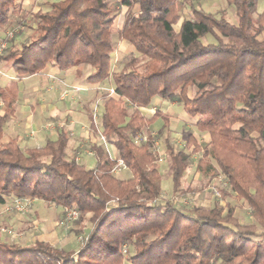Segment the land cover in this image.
Segmentation results:
<instances>
[{"label": "trees", "instance_id": "1", "mask_svg": "<svg viewBox=\"0 0 264 264\" xmlns=\"http://www.w3.org/2000/svg\"><path fill=\"white\" fill-rule=\"evenodd\" d=\"M111 1L46 3V10L33 14L30 42L0 54L17 76L0 88L5 110L0 115V205L8 196L42 200L76 210L75 224H90L77 250L0 240V264H264V39L259 38L264 10L257 12V0H225L234 12L236 23H231L224 14L184 0L191 18L179 22L178 0H121L123 13ZM21 8V0H0V29ZM120 14L118 38L143 62L137 67L133 57L114 70L112 29ZM208 35L215 43L203 42ZM49 64L63 71L77 67V74L90 65L88 84L106 81L114 88L118 99L102 95L101 135L132 177L112 174L113 161L102 144L93 146V167L67 158L64 131L41 148L22 149L16 139L1 142L18 82ZM189 88H195L192 97ZM155 97H177L185 109H194L196 129L209 137V151L196 170L210 179L223 176L247 204L253 224H240L232 206L225 211L217 205L181 209L174 199L159 200L161 174L153 139L135 145L129 136L144 132L157 118L167 122L159 110L151 117L141 113ZM89 122L95 128L92 116ZM186 144L196 149L191 135ZM166 154L173 192L184 195L188 190L182 191L180 181L189 155L168 143Z\"/></svg>", "mask_w": 264, "mask_h": 264}, {"label": "rangeland", "instance_id": "2", "mask_svg": "<svg viewBox=\"0 0 264 264\" xmlns=\"http://www.w3.org/2000/svg\"><path fill=\"white\" fill-rule=\"evenodd\" d=\"M57 1L60 0H21V12L15 16L11 15L8 24L0 29V54L4 50L1 48L2 44H7L6 48H19L22 44L29 43L31 36L34 35L36 26L33 14L39 9L46 10V3ZM190 1L206 12L224 14L228 21L236 23L234 12L226 4L225 0ZM120 2L121 0H114L111 1V4L114 3L116 9L121 10L123 13L125 9L119 5ZM136 9L137 7L135 6L134 11ZM177 9L180 17L179 22L191 18L188 3L184 0H178ZM263 10L264 0H257V12L260 13ZM122 17L124 19L123 14L118 16L112 29L114 48L112 67L114 66V70L121 69L133 57L138 58L137 67L141 66L143 62L128 43L118 38L117 26L120 25ZM20 28H23V30ZM173 28L177 31L178 25H175ZM10 33H12L11 37H9ZM259 38L264 39V32ZM203 42L215 43V39L208 35L203 38ZM15 77L12 70L0 61V78L6 81ZM43 81L41 78L39 80L27 78L21 81V87L24 90H33L38 87L43 98L46 96L45 92H43V87H45ZM110 87V83L104 82L101 89L92 88L89 91V96L82 100L84 102V113H96V121L98 123V111H100V106L103 103L102 95L105 94L106 90L103 89ZM194 93L195 88H189L187 96L192 97ZM177 95L178 91H176ZM125 106L129 114L133 112L132 106L129 104H125ZM155 110H159L167 118V122L161 117L157 118L149 127L144 129V132L154 139L157 143L156 147L161 150L164 158L162 163H157L161 174L159 200L174 199L181 209L190 208L195 205H201L206 208L217 205L218 208L225 211L226 207L232 206L234 216L240 224H253L247 204L236 198L235 194L230 191L223 176L219 175L216 178L210 179V176H204L196 170L195 165L198 159L209 151V137L206 133L199 132L196 129L195 121L199 116L194 113V109H185L182 101L177 97L173 100H162L155 97L152 99L149 107L141 109V113L146 117H151ZM188 135H191L196 140L195 150H192L193 146L188 147L186 144ZM166 143L170 144L174 150L183 151L189 155L188 168L185 170L180 181L182 191L188 190L184 195L173 192L166 154ZM224 194L226 195L224 196ZM15 202V198L8 196L5 198L4 204L0 205V230H4L0 235V240L19 245L32 244L36 240L51 241L54 246L72 250H77L81 246L85 236L84 231L90 227L88 222L81 224L83 229L79 232L78 229L81 225L75 224V221L67 220L64 209L61 207L41 200H31L26 206V211H19L16 209ZM257 230L260 231V228L257 227ZM214 264L221 263L218 261Z\"/></svg>", "mask_w": 264, "mask_h": 264}, {"label": "crops", "instance_id": "3", "mask_svg": "<svg viewBox=\"0 0 264 264\" xmlns=\"http://www.w3.org/2000/svg\"><path fill=\"white\" fill-rule=\"evenodd\" d=\"M122 20L123 17L120 19V25L117 26V30L120 28ZM20 29L23 30V28ZM79 70L81 73L77 74V67L63 71L58 69L57 66L49 64L39 74L22 78L18 82V94L14 112L5 124L1 142L4 143L10 139H16L22 149L41 148L47 140L57 139L60 131H64L67 134L65 149L67 158L74 160V156H76L74 154L79 153L78 163L84 164L88 168L93 167L95 162L93 146L102 144L99 140V135H101L100 121L103 103L100 106V111H98L99 123L95 121V128H92L89 122V117L92 116V113H84V102L82 100L89 96V91L92 88L101 89L106 81L94 85L88 84L86 78L92 72V67L84 65ZM27 78L36 80L41 78L44 80L45 87H43V92H45L46 96L41 97V91L38 87L33 90H24L21 87V81ZM15 79H17V76L6 81L0 78V88L8 86ZM105 89L107 88L103 90ZM4 111V107L0 102V115ZM102 145L104 148L106 147L105 150L111 158H118L113 145L109 143ZM114 176L118 179H127L132 177V173L127 169ZM36 241L47 243L56 248L72 250L54 246L51 241Z\"/></svg>", "mask_w": 264, "mask_h": 264}, {"label": "built area", "instance_id": "4", "mask_svg": "<svg viewBox=\"0 0 264 264\" xmlns=\"http://www.w3.org/2000/svg\"><path fill=\"white\" fill-rule=\"evenodd\" d=\"M11 36H12V33L9 34V37H11ZM1 48L5 49L6 45L2 44ZM76 90H78V89H76ZM105 91H106V93L108 95L116 96L113 87H110V88L106 89ZM92 118H93V121L95 122L96 121V113L92 114ZM129 136H130V139H131L132 143L135 144V145H140V144L147 143L148 140H149V137H151L150 135L146 134L145 132H135L133 134H130ZM99 140L104 145H106L108 143L107 140L105 139V137L102 136V135H99ZM156 146H157V143L153 139L152 149L154 150V152L157 155L156 163H162L163 160H164L163 155L161 154V150L158 147H156ZM74 155H76V156H74V161L76 163H78L79 162V157H78L79 153H75ZM109 158L113 161V166H112V174L113 175H118L122 171L128 169V167L123 162V160H121L119 158H111L110 156H109ZM15 201H16L15 203H16V209L17 210L26 211V206L29 204V202L31 200L28 199V198H22V199H15ZM64 212H65V216H66L67 220H69V221L77 220L78 213H77L76 210L64 209ZM2 232H4V230H0V235H1ZM123 253H125V249L123 250Z\"/></svg>", "mask_w": 264, "mask_h": 264}]
</instances>
